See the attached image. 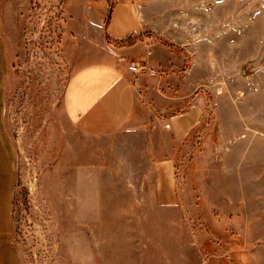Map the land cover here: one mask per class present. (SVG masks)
<instances>
[{
  "label": "rangeland",
  "instance_id": "rangeland-1",
  "mask_svg": "<svg viewBox=\"0 0 264 264\" xmlns=\"http://www.w3.org/2000/svg\"><path fill=\"white\" fill-rule=\"evenodd\" d=\"M121 1L0 0V235L17 264H264V88L250 86V41L235 37L264 0H132L150 21L177 18L165 41L183 68L200 55L194 75H205L208 162H177V206L149 195L140 209L129 195L114 210L112 179L97 195L104 169L64 162L58 187V162H43L75 138L63 96L79 22L100 16L105 31Z\"/></svg>",
  "mask_w": 264,
  "mask_h": 264
},
{
  "label": "crops",
  "instance_id": "crops-1",
  "mask_svg": "<svg viewBox=\"0 0 264 264\" xmlns=\"http://www.w3.org/2000/svg\"><path fill=\"white\" fill-rule=\"evenodd\" d=\"M140 6L132 0L115 4L105 31L100 16L88 15L79 22L73 38L75 66L63 96L75 138L59 143L57 156L43 161L58 162V187L64 162H93L104 169L106 175L97 177V195L112 179V196L118 200L114 210H129L122 202L129 195L137 196L138 206L149 195L159 207L177 206V162H208L205 75H194L200 55L191 53L190 67L183 68L182 49L165 41L177 18L150 21ZM255 13V26L235 37L241 49L250 41L248 79L259 91L264 88V21L261 27L256 23L259 16L264 19V11ZM127 37H134L133 42L122 43ZM55 195L65 201L64 189ZM17 263L10 236L0 235V264Z\"/></svg>",
  "mask_w": 264,
  "mask_h": 264
},
{
  "label": "trees",
  "instance_id": "trees-1",
  "mask_svg": "<svg viewBox=\"0 0 264 264\" xmlns=\"http://www.w3.org/2000/svg\"><path fill=\"white\" fill-rule=\"evenodd\" d=\"M107 26V25H105ZM134 38L133 37H127L125 40L122 41V43H131L133 42Z\"/></svg>",
  "mask_w": 264,
  "mask_h": 264
}]
</instances>
